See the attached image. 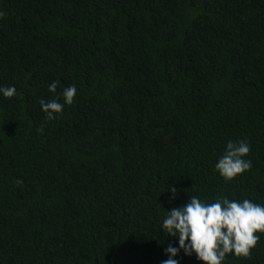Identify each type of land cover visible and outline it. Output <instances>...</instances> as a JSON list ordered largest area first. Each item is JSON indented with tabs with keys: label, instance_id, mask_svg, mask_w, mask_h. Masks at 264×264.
<instances>
[{
	"label": "trees",
	"instance_id": "obj_1",
	"mask_svg": "<svg viewBox=\"0 0 264 264\" xmlns=\"http://www.w3.org/2000/svg\"><path fill=\"white\" fill-rule=\"evenodd\" d=\"M0 14V87L17 89L0 96V264H161L177 244L164 209L264 204V0H0ZM53 81L77 93L49 121ZM229 140L252 167L226 181ZM257 235L224 264H264Z\"/></svg>",
	"mask_w": 264,
	"mask_h": 264
},
{
	"label": "clouds",
	"instance_id": "obj_2",
	"mask_svg": "<svg viewBox=\"0 0 264 264\" xmlns=\"http://www.w3.org/2000/svg\"><path fill=\"white\" fill-rule=\"evenodd\" d=\"M58 83L53 81L48 85L53 98L40 101L49 121L62 113L65 105H71L77 93L76 86L71 85L56 96ZM16 92L13 86L0 87V96L4 98H11ZM250 150L246 140H229L217 157L215 171L226 181L249 171L252 161L246 157ZM166 191L176 195L174 188ZM164 211L161 228L177 244H168L164 250L168 258L161 264H179L176 257L181 251L185 256L194 254L203 264H224L229 254L247 258L260 239L257 234H264V204L248 198L229 199L221 194L214 201L206 202L192 195L183 206Z\"/></svg>",
	"mask_w": 264,
	"mask_h": 264
}]
</instances>
